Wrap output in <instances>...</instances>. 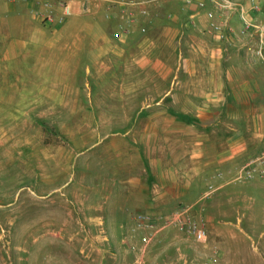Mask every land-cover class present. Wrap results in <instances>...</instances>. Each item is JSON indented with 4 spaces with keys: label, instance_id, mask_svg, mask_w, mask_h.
Instances as JSON below:
<instances>
[{
    "label": "rangeland",
    "instance_id": "1",
    "mask_svg": "<svg viewBox=\"0 0 264 264\" xmlns=\"http://www.w3.org/2000/svg\"><path fill=\"white\" fill-rule=\"evenodd\" d=\"M44 28L43 48L15 59L0 39V264H264V179L238 180L264 152L152 212L145 76L76 27Z\"/></svg>",
    "mask_w": 264,
    "mask_h": 264
},
{
    "label": "crops",
    "instance_id": "2",
    "mask_svg": "<svg viewBox=\"0 0 264 264\" xmlns=\"http://www.w3.org/2000/svg\"><path fill=\"white\" fill-rule=\"evenodd\" d=\"M113 1L117 4L110 7L103 0H70L73 15L61 27L78 28V37L94 40L95 54L118 56L126 71L135 67L145 76L142 85L151 92L139 113L147 118L140 143L153 151L149 171L154 185L144 197L152 212L166 213L170 208L164 206L189 197L210 173L246 162L254 151L264 152V64L236 39L218 41L206 16L181 0L149 5V18L129 24L131 33L116 40L108 27L116 32L127 23L128 9L121 4L132 0ZM37 9L40 5L27 0H0L1 52L7 59L43 48L37 44L47 30ZM258 17L264 19V11ZM231 24L240 27L238 14ZM166 49L175 61L162 56Z\"/></svg>",
    "mask_w": 264,
    "mask_h": 264
},
{
    "label": "built area",
    "instance_id": "3",
    "mask_svg": "<svg viewBox=\"0 0 264 264\" xmlns=\"http://www.w3.org/2000/svg\"><path fill=\"white\" fill-rule=\"evenodd\" d=\"M12 2L14 0H7ZM30 3L40 5L41 9L34 11L42 26L57 28L67 23L73 15L70 0H27ZM112 7L117 3L113 0H103ZM165 0H132L122 3L127 10V23L121 25L114 33L116 40H123L131 33V23L142 18H149V5L158 4ZM187 7H196L198 13H202L209 21L210 30L220 42L236 39L240 47L244 49L252 59L264 64V19L258 16L264 11V3L257 0H181ZM246 2V3H245ZM245 4H249L247 9ZM137 13L134 9H137ZM255 16H252L251 13ZM238 14L240 27L234 28L231 18ZM146 28L142 29L145 32ZM256 176L264 179V158L251 161L240 173L238 180H252ZM186 210L181 211L186 214ZM187 226L188 232L197 240L203 241L207 237V231L196 222L178 219Z\"/></svg>",
    "mask_w": 264,
    "mask_h": 264
}]
</instances>
